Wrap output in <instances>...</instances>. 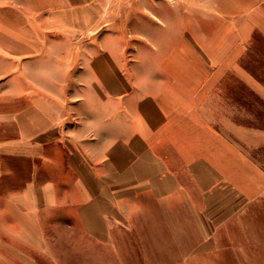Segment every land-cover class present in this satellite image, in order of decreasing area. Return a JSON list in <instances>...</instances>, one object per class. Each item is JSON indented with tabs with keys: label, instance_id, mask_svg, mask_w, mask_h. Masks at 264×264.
I'll return each instance as SVG.
<instances>
[{
	"label": "crops",
	"instance_id": "0c3cea01",
	"mask_svg": "<svg viewBox=\"0 0 264 264\" xmlns=\"http://www.w3.org/2000/svg\"><path fill=\"white\" fill-rule=\"evenodd\" d=\"M35 2L71 41L98 32L113 8L114 39L67 43L65 59L34 61L50 70L0 96L21 100L0 108L16 132L0 136V264H43L38 252L58 264L45 233L52 214L84 243L112 244V226L141 195L185 197L204 220L194 253L214 251L220 230L264 199L251 154L264 148V49L251 53L264 0ZM120 27L146 43L127 45ZM28 158L31 178L7 182L10 161Z\"/></svg>",
	"mask_w": 264,
	"mask_h": 264
},
{
	"label": "rangeland",
	"instance_id": "374dc122",
	"mask_svg": "<svg viewBox=\"0 0 264 264\" xmlns=\"http://www.w3.org/2000/svg\"><path fill=\"white\" fill-rule=\"evenodd\" d=\"M35 1L0 0V96L7 91H17L19 77L24 82V75L50 70L47 67L40 69L34 61L65 59L67 43H113V8H107L109 19L104 21L98 32L94 28L95 31L88 36L73 37L71 41L72 37L52 28L56 16H50L48 10L35 11L36 6L39 7ZM118 29L127 45L146 43L139 37L134 38L131 30L135 29ZM141 29L144 30V26ZM137 53L139 56L143 53V58L146 56L144 52ZM137 53H126L127 60L138 58ZM45 85L50 87L48 82ZM19 102L21 100L16 98L1 100L0 97V108L5 104L16 109ZM15 134L11 123L0 124V136ZM256 152L253 150L251 154L257 156ZM33 166L34 161L30 158L10 161L15 175L7 182L16 184L22 182L23 177L27 182ZM42 173V178L49 176L48 170ZM60 183H65V180ZM177 198L162 202L155 197L141 195L133 204L126 203L120 222L112 226L114 243L105 246L84 243L86 238L81 229L62 226L67 218L52 214L47 219L49 226L45 228L49 249L57 255L58 264H264V199L247 207L220 230L214 251L199 255L194 251L197 241L205 236V230L199 226L204 220L185 210V197ZM37 254L43 264H53L41 252Z\"/></svg>",
	"mask_w": 264,
	"mask_h": 264
},
{
	"label": "trees",
	"instance_id": "16d2710c",
	"mask_svg": "<svg viewBox=\"0 0 264 264\" xmlns=\"http://www.w3.org/2000/svg\"><path fill=\"white\" fill-rule=\"evenodd\" d=\"M264 49V37L261 35H255L253 42L251 43V51L253 56H257L260 54L258 51L259 49ZM258 155L254 156V158L261 164V166L264 168V148L257 150L256 152Z\"/></svg>",
	"mask_w": 264,
	"mask_h": 264
}]
</instances>
